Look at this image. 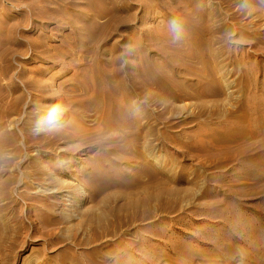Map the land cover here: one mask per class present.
I'll return each instance as SVG.
<instances>
[{
    "label": "rangeland",
    "instance_id": "1",
    "mask_svg": "<svg viewBox=\"0 0 264 264\" xmlns=\"http://www.w3.org/2000/svg\"><path fill=\"white\" fill-rule=\"evenodd\" d=\"M246 114L264 0H0V264H264Z\"/></svg>",
    "mask_w": 264,
    "mask_h": 264
},
{
    "label": "bare ground",
    "instance_id": "2",
    "mask_svg": "<svg viewBox=\"0 0 264 264\" xmlns=\"http://www.w3.org/2000/svg\"><path fill=\"white\" fill-rule=\"evenodd\" d=\"M257 118H251L249 114H246L243 117V119L246 120L248 125L257 128V133L259 135L264 134V129L261 127V122L263 123V118L262 116H259L258 119ZM240 121V119H237L232 124L221 127L220 131H215L211 134V143L215 145V151H213V154L215 155V160H217V163L220 164V166L223 165L220 156L225 155V157H227V155H229V148L231 146L238 145V154L244 155L247 152V148L240 149L239 144L243 143V140L246 139V136H248L249 139L256 137L255 132H246L244 128L239 126ZM211 143L209 144V149H211ZM249 145L252 147V143H250ZM246 162L247 165H252L253 163H258L259 160L253 161L252 159L247 158ZM250 250L252 251L254 250V248H251Z\"/></svg>",
    "mask_w": 264,
    "mask_h": 264
}]
</instances>
